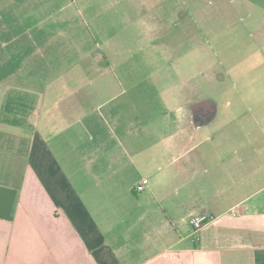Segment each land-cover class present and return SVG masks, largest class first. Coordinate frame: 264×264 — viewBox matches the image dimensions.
<instances>
[{"label":"crops","instance_id":"0c3cea01","mask_svg":"<svg viewBox=\"0 0 264 264\" xmlns=\"http://www.w3.org/2000/svg\"><path fill=\"white\" fill-rule=\"evenodd\" d=\"M16 4L23 44L0 45V264H264V132L258 149L250 135L214 149L215 134L157 148L154 134L123 131L75 83L85 69L68 72L36 30L73 23L43 14L69 4L0 0V11ZM215 117L191 119L198 131Z\"/></svg>","mask_w":264,"mask_h":264},{"label":"rangeland","instance_id":"374dc122","mask_svg":"<svg viewBox=\"0 0 264 264\" xmlns=\"http://www.w3.org/2000/svg\"><path fill=\"white\" fill-rule=\"evenodd\" d=\"M42 2L69 4L68 12L43 14H68L73 23L36 30L54 39L62 61L71 63L68 72L85 69L84 82L79 77L75 83L92 85V101H106L102 115L118 118L123 131L154 134L157 148L169 147L170 138L202 133L215 134L209 142L214 149L237 148L247 135L253 148L260 147L264 0ZM18 5L0 11V45L16 38L5 50L23 44ZM191 109L198 115L211 110L215 120L197 131ZM228 134L235 140L227 141Z\"/></svg>","mask_w":264,"mask_h":264},{"label":"built area","instance_id":"2783aa9c","mask_svg":"<svg viewBox=\"0 0 264 264\" xmlns=\"http://www.w3.org/2000/svg\"><path fill=\"white\" fill-rule=\"evenodd\" d=\"M148 181L146 179H143L141 181V183L135 188V190L137 192H141L144 190V187L147 185ZM209 220V218L206 216V215H202V216H195V217H192L190 220H189V223L191 225V227L197 231V230H200L204 225L205 223H207Z\"/></svg>","mask_w":264,"mask_h":264},{"label":"flooded vegetation","instance_id":"af4514ba","mask_svg":"<svg viewBox=\"0 0 264 264\" xmlns=\"http://www.w3.org/2000/svg\"><path fill=\"white\" fill-rule=\"evenodd\" d=\"M201 109H203V108H201ZM191 111V118L194 120V121H197V122H199V121H201V120H205V119H207L208 117H210V115H211V113H212V111L210 110H206V111H204V112H202L201 113V115H198L197 114V111L196 112H194L192 109L190 110Z\"/></svg>","mask_w":264,"mask_h":264}]
</instances>
